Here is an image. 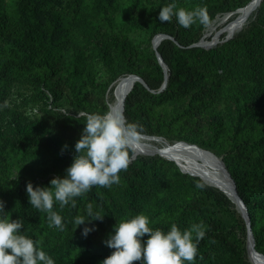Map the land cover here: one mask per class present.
Masks as SVG:
<instances>
[{
	"label": "trees",
	"instance_id": "trees-1",
	"mask_svg": "<svg viewBox=\"0 0 264 264\" xmlns=\"http://www.w3.org/2000/svg\"><path fill=\"white\" fill-rule=\"evenodd\" d=\"M115 0H95L98 7H112ZM180 0H166V2L179 3ZM191 4V10L197 6L210 10H219L223 14L232 13L248 4L250 0H185ZM61 0H0V81L16 76L25 77L33 88L41 95L42 100L48 101L49 97L43 90H48L51 96L56 92L48 85L44 75L38 69L34 70L33 62L43 59L44 63L52 67L56 64L55 58L50 55L47 46L56 49H65L66 41L62 38L66 32L61 22L54 15ZM264 0L256 12L261 11ZM79 24L87 27L94 34L88 21L80 20ZM129 25L153 37L163 34L170 38L162 40L157 52L167 67L168 78L165 90L158 96L147 93L141 88L139 82L134 84L132 90L124 100L123 117L127 123L151 127L153 102L163 95L175 94L183 89L186 103L178 108V113L170 115V119L178 126L177 136L181 143H192L195 146L211 151L220 158L231 178L239 197L245 205L251 233L254 238L255 250L264 255V235L257 226L256 217L261 208H264V22L250 28H243L231 40L225 41L218 47L203 50L189 48L185 51L194 65L179 62L178 50L173 41L181 45L190 43L187 36L191 30L170 26L164 27L157 22L149 20L130 19ZM51 27V29L49 28ZM192 27V26H191ZM190 27V28H191ZM193 30V29H192ZM118 52L122 64H128L132 48L127 38L113 37L109 42ZM101 45L102 41H101ZM104 49L99 54L105 60ZM156 57V55H155ZM157 59V58H156ZM236 64L237 71L244 79L234 80L224 94L228 104L227 123H221L216 111L218 95L211 87L230 70V63ZM106 68L112 72V62L106 61ZM203 68L210 75L208 83H200L195 70ZM152 70V69H151ZM46 69L43 70V74ZM222 71V73H218ZM151 72V71H149ZM158 80L152 85L148 74L143 71L131 72L139 75L152 90H157L164 81V72L160 65L154 67ZM237 76V75H236ZM235 76V77H236ZM139 77V78H140ZM80 109L85 106L80 105ZM160 125L152 128L153 135H161ZM163 126L161 127L162 130ZM166 136V135H164ZM176 136V137H177ZM61 137L53 132L44 122H31L26 125L16 126L11 131H0V201L4 202V212L1 215L9 220H20L23 227L20 234L37 241L34 230L43 216L41 212L30 205L26 186L29 182L33 188H47L50 180L44 178L53 175V178H66V170L73 160L70 156L55 157V150L61 146ZM191 144V145H192ZM58 148V149H57ZM22 154L40 160L41 165L36 169L25 168L20 175L26 179L19 184V175L11 170L10 160L13 156ZM131 157V151H129ZM260 155V156H259ZM255 156L258 161L253 163ZM233 162V163H231ZM174 169L179 174V179L167 180L162 175L163 170ZM122 185L119 186L120 199L116 201L114 194L108 187L94 186L84 196L75 198L77 207L72 208L71 203L63 209L59 203H54L53 210L62 217L65 228L79 214L80 209H85L88 203H98L102 208H107L111 203L113 208L109 211L113 216L128 220L140 214L142 199L152 194L155 204L161 212L172 216L175 223L181 217L203 216L209 209L202 199H195L183 195L186 187L198 191L206 199L211 200L217 207L236 208L234 203L219 189L204 183L200 178L181 174L173 161L153 157H137L131 161L127 170H122L119 177ZM202 183L205 187L201 190L196 184ZM250 189L258 192H250ZM165 190V191H163ZM181 197V198H180ZM110 199V200H109ZM198 211V212H197ZM197 212V213H195ZM91 219V218H90ZM89 219V220H90ZM205 236L198 244V254L194 264H249L246 258V227L241 216H237L235 227H228L212 217H204ZM95 229L85 237L79 229L71 234L61 235L57 229L47 241V245H39L55 262L66 264L64 256L71 249L81 252H93L97 247L101 251L102 262L110 256L111 251L105 241L111 235H104L102 221L86 222L84 228ZM84 230V229H83Z\"/></svg>",
	"mask_w": 264,
	"mask_h": 264
},
{
	"label": "rangeland",
	"instance_id": "rangeland-1",
	"mask_svg": "<svg viewBox=\"0 0 264 264\" xmlns=\"http://www.w3.org/2000/svg\"><path fill=\"white\" fill-rule=\"evenodd\" d=\"M7 3L11 4V0H7ZM169 2L166 0H115L112 7H98L95 0H61V6H58L54 15L61 22L66 34L62 38V41H66L65 49H56L52 46H47V50L52 55L56 64L54 66H48L44 63V60L38 59L33 62L34 70L38 69L40 75H44L48 82V85L54 89L56 95L53 97L48 90L43 88L46 95L49 97L48 101L42 100L41 95L33 88L32 84L23 76H16L7 80L0 81V131H11L16 126L26 125L31 122H44L48 127L57 135L61 137L62 144L55 150V157L70 156L75 158L77 153L75 152V144L81 138L83 129L86 123V116H79L80 113L85 114H100L104 115L109 113L110 105L114 102L116 82L118 79L135 75L131 72L143 71V75L148 74V79L152 85H156L158 80L157 73L154 72V67L159 65L155 51L152 47L153 37L139 29L133 28L129 25L130 19L149 20L157 22L161 26H165L169 22L161 23L158 19L160 9L167 6ZM178 8H184L191 11V4L185 0H180L176 3ZM235 12L223 14L219 10L208 11L209 22L206 25H201L199 22L192 25L190 36H187L190 43L188 45H181L177 41H173L174 46L178 50L179 62L182 64L194 65L195 63L188 57L187 49L189 48H201L203 50H209L220 46L225 41L231 40L237 33L241 32L243 28H250L264 22V6L260 13H254L245 22L243 27L234 33L233 36L227 37L223 34L224 29L234 20ZM256 12V11H255ZM80 20L88 21L91 24V28L94 34L90 32L87 27H83L79 24ZM170 26L181 27L175 17L170 22ZM51 29V27H49ZM193 29V30H192ZM187 32V29L184 30ZM113 37L122 38L125 37L129 41V45L132 48L131 57H129L128 64H122L118 52L112 48L110 41ZM170 38V37H169ZM101 41L102 44L101 45ZM104 49L105 60L112 62L113 71L110 72L106 68L105 60L99 55L100 49ZM46 71L43 74V70ZM152 69V70H151ZM228 69L230 72L223 74L224 80L221 78L217 81L215 87H211V91L215 90L219 99L216 104V111L218 112V118L221 123H227L228 117V104L224 97L227 89L232 86L234 80L238 81L244 79V76L236 69V64L230 63ZM151 71V72H149ZM167 72V67H166ZM198 81L202 84L210 82L206 80L205 76L210 75L208 70L203 68L195 70ZM237 75V76H236ZM236 76V77H235ZM143 83L139 82L141 88H145L146 92L158 96L159 93L165 90H161L163 83L157 90L149 88L147 83L140 77ZM185 92L183 89L177 90L175 94H165L161 98H157L153 102V112L151 115L153 118L150 120L151 127L140 126L142 129L141 138L156 139L154 142L148 140H142L141 145L145 147H160L161 145H175L176 143L184 142L179 140L177 136L178 126L170 119V115L178 113V108L186 103ZM7 102V107L3 105ZM80 105H84L85 109H80ZM126 121V120H125ZM156 122L160 125V131L164 133L161 135H153L150 133L152 128L156 126ZM264 125V120H262ZM163 126L162 130L161 127ZM177 136V137H176ZM178 143V144H179ZM187 143V142H186ZM181 143L182 146H187L192 143ZM193 145V144H192ZM196 144H194L195 146ZM66 146V147H65ZM206 150V149H205ZM131 157L133 161L137 157H153L161 158L163 160L172 161L166 155H149V154H135L130 147ZM209 151V150H207ZM211 152V151H209ZM184 159H190L189 155L183 153ZM260 156V155H259ZM259 156H255L253 163L258 161ZM11 170L13 173L19 175V184H23L26 179L25 176L20 173L25 168L36 169L41 165L40 160L17 154L10 160ZM177 170L181 174L192 176L186 171L182 170L181 165H178L177 161H173ZM233 163V162H231ZM162 175L167 180L179 179V174L176 170H170L165 168ZM194 177V176H193ZM53 175H48L45 180H52ZM195 178H199L196 177ZM205 183V182H204ZM122 178L120 176V183L113 184L110 187V193L116 196L115 200L119 201V186L122 185ZM207 184V183H206ZM51 185H47L49 188ZM165 191V190H163ZM183 195L186 197H192L195 199H202L203 203L209 209L208 213H204L201 216L199 213L197 217L187 216L181 217L180 222L175 223L172 216L168 213L161 212L157 208L152 194H148L142 199L140 214H143L149 218V226L155 229H160L167 233L172 224H176L177 227L184 231L191 227L192 224L203 223L204 217H212L216 221L224 223L228 227H235L237 224V216H240L237 208H225L217 207L211 200L200 194L198 191L190 189L188 187L182 190ZM250 192H258V190L250 189ZM181 198V197H180ZM110 200V199H109ZM93 213L99 212L101 216H104L101 220L104 227V235H114V228L118 225L122 218L113 216L109 211L113 208V204H109L107 208H102L98 203H92ZM198 212V211H197ZM195 212V213H197ZM80 216H84L86 221L90 219L87 216L86 208L80 209ZM7 218L0 214V219ZM10 221V220H9ZM257 226L263 231L264 235V208H261L256 217ZM84 225L76 226L74 221L71 222V228H65L64 231H60L61 235H69L79 229L83 231ZM57 228L49 227V221L47 216H43L40 222L37 224V228L34 233L37 235V241L39 245H47L46 237H51ZM147 236L142 238V241H146ZM264 243V240H263ZM264 247V245H263ZM114 251V250H113ZM110 255L112 254V252ZM101 251L97 247L93 252H81L75 249H71L64 256V262L66 264H101L100 258ZM246 258L249 264H252L250 254ZM142 264V262H140Z\"/></svg>",
	"mask_w": 264,
	"mask_h": 264
},
{
	"label": "clouds",
	"instance_id": "clouds-1",
	"mask_svg": "<svg viewBox=\"0 0 264 264\" xmlns=\"http://www.w3.org/2000/svg\"><path fill=\"white\" fill-rule=\"evenodd\" d=\"M175 17L177 23L190 28L199 22L206 25L209 16L206 6H197L194 10L178 8L176 3L168 4L160 9L158 19L161 23L171 22ZM7 102L3 107H7ZM86 123L81 138L75 144L73 163L66 170V178H54L49 188H33L31 182L26 186L30 205L47 213L49 227L61 232L65 230L62 217L53 210L54 203L61 209L71 203L77 207L76 199L84 196L94 186L108 187L120 183L119 173L127 170L130 160V147L138 142L142 129L137 124L127 123L121 113L85 114ZM66 147V146H65ZM196 187L203 189L204 184ZM4 212V202L0 201V213ZM84 216L77 215L74 219L78 227L91 221H101L104 216L93 213L92 203L86 206ZM23 223L20 220L0 219V264H55L54 260L40 247L39 242L20 234ZM90 229L85 227L86 237ZM148 237L146 241L142 238ZM205 236L203 223L192 224L181 231L176 224L165 233L149 226V218L139 214L134 218L121 221L114 228L105 244L114 251L102 264H194L198 254V244Z\"/></svg>",
	"mask_w": 264,
	"mask_h": 264
},
{
	"label": "bare ground",
	"instance_id": "bare-ground-1",
	"mask_svg": "<svg viewBox=\"0 0 264 264\" xmlns=\"http://www.w3.org/2000/svg\"><path fill=\"white\" fill-rule=\"evenodd\" d=\"M261 1L262 0H250L247 5L238 9L235 12L234 20L224 29L223 34L227 37H231L240 30L249 17L255 13ZM160 42L159 38L155 37L152 46L157 48ZM137 82L139 81L132 75L118 79L116 82L114 102L110 105L109 113H121L122 100ZM142 140L157 142L156 139L140 138L138 142H134L131 145L135 154L146 153L149 155H166L172 161H177L178 165H181L182 170L186 171L188 174L199 177L203 182L219 188L229 197H232V189L229 180L224 174L220 162L213 157L211 152L191 144L182 146L179 142V144L176 143L175 145L164 144L160 147H154L152 145H150V147H145L141 145ZM183 153L188 154L190 159H184L182 156ZM249 254L252 264H264L263 257H260L253 251H250Z\"/></svg>",
	"mask_w": 264,
	"mask_h": 264
},
{
	"label": "water",
	"instance_id": "water-1",
	"mask_svg": "<svg viewBox=\"0 0 264 264\" xmlns=\"http://www.w3.org/2000/svg\"><path fill=\"white\" fill-rule=\"evenodd\" d=\"M155 37H158L160 41L169 38L167 35H163V34L156 35ZM153 49L155 51V55H156L157 61H158L159 65L161 66V68H162V70L164 72V81H163V86L161 88V90H163L165 88V86H166V81H167V78H168V74L166 73V65L163 62V60H162L161 56L159 55V53L157 52V48L153 47ZM132 76L135 77L139 82L143 83V81L138 76H135V75H132ZM124 100H125V98L121 102V114L122 115H123V110H124ZM212 155H213L214 158H216L220 162V164L222 166V169L224 171V174L226 175L227 179L229 180V183H230L231 189H232V197H229L223 191L222 192L234 203L235 207L237 208L238 212L240 213L241 218L243 219V221L245 223L247 256H249L250 251H253L254 253L259 255L260 257L264 258V255L258 253L255 250V248H254L255 243H254L253 235L251 233L247 211H246L245 205L243 204L241 198L239 197V195L237 193V190H236L235 183H234L233 179L231 178L229 172L225 168V165H224L223 161L220 158H218L217 156H215L213 153H212ZM208 185L213 186L211 184H208ZM213 187H215V186H213ZM215 188H217V187H215ZM217 189H219V188H217Z\"/></svg>",
	"mask_w": 264,
	"mask_h": 264
}]
</instances>
